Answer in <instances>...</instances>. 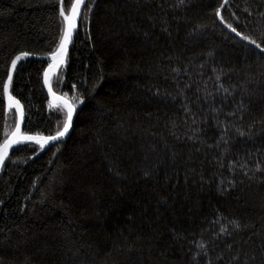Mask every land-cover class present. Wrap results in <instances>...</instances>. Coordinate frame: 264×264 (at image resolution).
<instances>
[{
  "label": "trees",
  "instance_id": "obj_1",
  "mask_svg": "<svg viewBox=\"0 0 264 264\" xmlns=\"http://www.w3.org/2000/svg\"><path fill=\"white\" fill-rule=\"evenodd\" d=\"M222 5L87 0L51 82L73 130L19 147L0 175V264H264V0H229L223 21ZM58 7L0 0V143L17 124L11 61L55 49ZM47 65L13 77L28 134L66 118Z\"/></svg>",
  "mask_w": 264,
  "mask_h": 264
},
{
  "label": "snow or ice",
  "instance_id": "obj_2",
  "mask_svg": "<svg viewBox=\"0 0 264 264\" xmlns=\"http://www.w3.org/2000/svg\"><path fill=\"white\" fill-rule=\"evenodd\" d=\"M183 3V0H180ZM85 4V0H71L70 8L66 13L64 7V0H59V16L62 18V22L64 27L62 29V34L59 37V43L55 47L54 50L48 53V59H50V63L47 65V69L43 71V82L48 86V93L53 97V101L60 102L57 106L66 109L65 112V120L63 121L62 129H58L55 134L43 135L40 132H36L35 134H28L27 132H21L20 125L17 124L15 126V130L10 134V138H5L3 143H0V166H4L5 160L8 158L9 150L13 147V145H21L24 142H31L27 146L32 147L33 145H39L41 149H43L50 142H58L62 137L68 133L69 128L72 125L73 114L75 112V106L69 101L62 97L57 96L53 91V86L50 81V77L55 75L59 69L66 63V57L69 50V45L73 42V36L77 29V20L81 16V7ZM224 4H227V0H224ZM223 7V5L221 6ZM216 14L220 16V9H217ZM220 19L223 21V16H220ZM232 32L237 33V35H241L237 32L235 27H232L231 24L228 25ZM244 40H249L251 44L255 45L257 48H260L261 45L256 42V40H250L248 36L242 37ZM28 53H21L17 55L15 59L11 61V71L7 74L6 82L3 84V91L8 99V105L11 108L13 105L19 110V116L21 121L24 118V113L22 111V106L20 105V101L15 99V97L11 94L9 89L13 84V75L17 68V63L22 61V59L27 58ZM61 83V78H57V86ZM72 87H75L74 85ZM83 103V101H80ZM0 105H2V101H0ZM52 102H49V107H52ZM31 131V130H29ZM243 135V133H241ZM237 227L239 225L237 224Z\"/></svg>",
  "mask_w": 264,
  "mask_h": 264
},
{
  "label": "water",
  "instance_id": "obj_3",
  "mask_svg": "<svg viewBox=\"0 0 264 264\" xmlns=\"http://www.w3.org/2000/svg\"><path fill=\"white\" fill-rule=\"evenodd\" d=\"M228 1H229V0H227V3H228ZM86 3H87V0H85V4L82 5V7H81V16H80V18H78V20H77V25H78V26H77V29H76V31H75V33H74V36H73V42H74V39H75V37H76V34H77L78 30H79L80 20H81V17H82L83 11H84V9H85ZM226 5H227V4H224L223 9H222L221 12H220V16L222 15V12H223V10L225 9ZM220 16H219V18H220ZM73 42H72V44H73ZM72 44L69 45L68 54H69V51H70V49H71V47H72ZM261 50L264 52L263 49H261ZM68 54H67V57H66V62H67ZM47 57H48V55H35V54H28L27 58L22 59V61H20V62L17 63V68H18V66H19L22 62H24V61L27 60V59H33V60H38V61H43V62L50 63L51 61H50V59H48ZM65 64H66V63H65ZM63 66H64V65H63ZM63 66H62V67H63ZM62 67H61V69H62ZM17 68H16V69H17ZM46 69H47V68H46ZM61 69H59L57 72H59ZM10 71H11V66H10ZM15 71H16V70H15ZM15 71L12 72L13 77H14ZM52 77H53V76L50 77V81H51V82H52ZM44 86H45V89H46V91H47V93H48V86L45 85V84H44ZM9 91L11 92V88L9 89ZM53 91H54V90H53ZM54 92H55V91H54ZM55 93H56V92H55ZM11 94H12V93H11ZM48 95H49L50 101H51L53 104H59V103H60V102H57V101H53V97H52L49 93H48ZM56 95H57V96H62V97H64L63 95L58 94V93H56ZM5 97H6L7 108H8V109H15V110H16V113H17V124L20 125L21 132H24V124H25L26 113H25V110H24V107H23L22 103L20 102V105L22 106V111H23V113H24V118H23V120L21 121L20 116H19V110H17V108L15 107V105H13V106L10 108L9 105H8V99H7V96L5 95ZM64 98H66V97H64ZM15 99H17V98H15ZM66 99H67V98H66ZM17 100H18V99H17ZM67 100L69 101V103L72 104V102H71L69 99H67ZM75 118H76V108H75V112H74V114H73L72 125H71V127L69 128L68 133H66V135L60 139V141L64 140V139H65V138H66V137L72 132V130H73V125H74V122H75ZM17 124H16V125H17ZM14 130H15V129H14ZM14 130H13V131H14ZM7 138H10V136H8ZM60 141H58V142H54V143H53V142H50V143H49L48 145H46L43 149H41L40 153L45 152V151L48 150L50 147H52L53 145L59 143ZM29 143H31V142H24V143H22L21 145H13V147L9 150L8 158H9V156H10L14 151H16L19 147L24 146V145H28ZM8 158H7V159H8ZM7 159L5 160V163H6ZM5 163H4V165H5ZM3 168H4V166H0V175H1V173H2Z\"/></svg>",
  "mask_w": 264,
  "mask_h": 264
}]
</instances>
